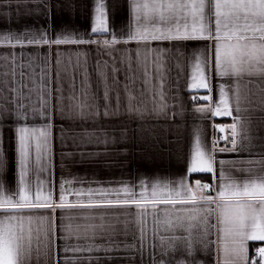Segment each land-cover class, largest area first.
Segmentation results:
<instances>
[{"label": "snow or ice", "instance_id": "6c2138e0", "mask_svg": "<svg viewBox=\"0 0 264 264\" xmlns=\"http://www.w3.org/2000/svg\"><path fill=\"white\" fill-rule=\"evenodd\" d=\"M262 129L264 0H0V264H264Z\"/></svg>", "mask_w": 264, "mask_h": 264}, {"label": "crops", "instance_id": "0c3cea01", "mask_svg": "<svg viewBox=\"0 0 264 264\" xmlns=\"http://www.w3.org/2000/svg\"><path fill=\"white\" fill-rule=\"evenodd\" d=\"M123 19V15L117 17V23H119ZM82 29L87 26V20L86 19H81L79 21ZM183 83V82H181ZM200 94H205L203 90H201ZM182 100L187 108V111L185 112V115L183 117H178L177 119L181 123V137L179 140V148L181 152L187 153L190 150V143L193 139L192 136V129L194 124H200L201 127H203L206 130V138L210 141L213 137H217L219 131L215 130L212 125L214 124H230L232 123V118L230 117H216V118H209L205 119L203 121L201 120H194L193 119V114L191 112V108L194 106V102L190 99V93L188 91H183L181 93ZM199 103H205L203 101H200ZM258 135L264 136V129L258 131ZM220 146H224V141L220 142ZM175 147V145H173ZM218 158H224V159H234L236 158V154L234 153H221L218 154ZM136 165H133V171H135ZM142 172L145 175L148 176H153L158 174L159 176H168V175H176L178 173H183L184 171V162L183 159H178L175 156L168 160L165 159L163 161H157L156 165H140ZM72 172L84 175L87 174L89 176L93 175L92 170H86L84 168H73L71 169ZM57 176L61 175V172L59 169H57L56 172ZM64 175H67L65 172ZM96 175L101 178V179H108L111 176H115L117 178L120 177L121 173L119 171L114 170L112 173H106L104 171H101L99 169L96 170ZM123 175L127 176L128 173L125 172ZM195 174H193L194 176ZM209 175V174H207ZM210 176V175H209ZM195 179H200V178H194L193 177V182ZM202 182H209L207 180L201 179ZM255 243H262L264 244V241H248V252L250 255L252 245Z\"/></svg>", "mask_w": 264, "mask_h": 264}, {"label": "built area", "instance_id": "2783aa9c", "mask_svg": "<svg viewBox=\"0 0 264 264\" xmlns=\"http://www.w3.org/2000/svg\"><path fill=\"white\" fill-rule=\"evenodd\" d=\"M226 133H218V136L217 137H219V136H221V135H225ZM260 246H264V244H262V243H255V244H253L252 245V248H251V252H250V256H253V255H255V249L257 248V247H260Z\"/></svg>", "mask_w": 264, "mask_h": 264}, {"label": "trees", "instance_id": "16d2710c", "mask_svg": "<svg viewBox=\"0 0 264 264\" xmlns=\"http://www.w3.org/2000/svg\"><path fill=\"white\" fill-rule=\"evenodd\" d=\"M193 177L194 178H200V179H203V180L210 181V176L207 175V174H195Z\"/></svg>", "mask_w": 264, "mask_h": 264}]
</instances>
